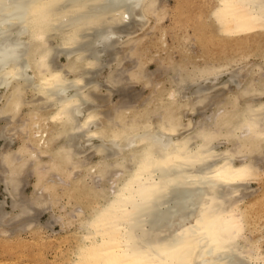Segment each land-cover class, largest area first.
<instances>
[{"label": "bare ground", "instance_id": "obj_1", "mask_svg": "<svg viewBox=\"0 0 264 264\" xmlns=\"http://www.w3.org/2000/svg\"><path fill=\"white\" fill-rule=\"evenodd\" d=\"M156 3L0 0V185L13 204L7 213L0 200V226L30 228L63 187L59 221L74 232L62 264H264L258 246L239 244L248 213L264 216V193L246 213L237 200L264 173V61L252 81L222 62L169 58L149 71L134 48ZM183 4L177 21L206 52L246 55L264 40V0ZM138 85L149 94L132 105L125 91ZM115 94L100 122L96 101Z\"/></svg>", "mask_w": 264, "mask_h": 264}, {"label": "rangeland", "instance_id": "obj_2", "mask_svg": "<svg viewBox=\"0 0 264 264\" xmlns=\"http://www.w3.org/2000/svg\"><path fill=\"white\" fill-rule=\"evenodd\" d=\"M184 1L185 0H157L156 5L158 7L159 13L158 18L155 19L153 15L147 14L146 17L149 20L147 21L146 19L144 25L147 26L138 31L136 37H139L140 41L138 45L135 43L136 46L134 51L136 55L139 54V56L146 61L145 63L148 70L153 72L154 70L156 71L159 66H161L163 68L162 70L164 71L166 68L162 65V63L169 58L177 62H184V65L189 67L195 62L204 64L205 66L213 62H222L228 65V70L238 69L241 71L243 69L250 68L251 73L248 75V79L246 80L252 81L257 79L261 73L256 71L257 67L255 68L254 65L264 61V54L261 58L260 55L257 54L260 50L264 49V40L260 43V45L257 44V46L254 47L255 50H253V52H249L246 55H241L239 53V48L229 49V51L226 53L220 52L218 54L206 52L204 50L205 48L203 49L202 45L194 39L193 28L190 25H180V23L177 21V17L179 16L178 9L185 8V5L183 4ZM252 46L253 43L250 44V49ZM130 56L131 55H129L128 58H130ZM133 58L134 57L132 56V59ZM60 59L61 61H65L64 56H61ZM130 59H126L125 61ZM106 70H103V75ZM227 78L228 77L226 75L221 80H226ZM99 79L100 81L102 80V75H100ZM227 86L224 89H214V91H212L210 94V103H214L217 101V99H223V97L228 94L229 90L233 88L232 85H229L228 87ZM144 90L140 85H138L136 87L128 88V91L126 90L125 93L130 95L131 93L137 94V91H139L138 95H134L135 97L132 94V97L131 95L129 97V99H131L133 102L132 105H135L139 103H136V101H138V97H146V95L149 94V88H146L145 91ZM119 97V94H115L114 96L107 95V100L98 99V101H96V105L97 103L101 102L100 105L98 104L99 108L96 109L97 112L99 111L98 116L100 118V122H103L105 119H107L106 115L111 114L112 108L120 101ZM102 110L108 111H106V113ZM210 110L211 108L209 107L205 109L207 113L210 112ZM102 112L103 116H101ZM200 117L201 111L197 114L190 115V119H192L193 122H196ZM1 125H3L2 122H0V126ZM2 144L3 142L0 141V149ZM225 146L226 145L224 143L221 145L222 148ZM94 159H96V157H94L93 160ZM263 159L260 161V165L263 166L262 172H264ZM34 181L35 177H33L31 172L28 171V174L26 175L27 185L24 188L25 193H31L32 188L30 183ZM57 192L61 198L59 201H56V203H46L44 206H40L32 210L30 214L32 220L28 221L29 224H31L30 228H17V226L20 225L19 221H12V223L8 220V222L5 223H8L9 225L0 226V264H62L63 259L61 256H63V254L69 253L71 250V243L70 240H67V238H69L72 232H74V227L63 226L59 221L62 214L64 215L65 212L70 211L69 202L71 197L68 196L63 187L59 188ZM263 193L264 173L260 179H256L255 181L253 180L251 183H249L247 188L237 196V200L240 199L239 201L241 202L242 211L244 213L248 212L251 204L256 201V199ZM0 200H4V210L7 213L11 212V205L13 204L11 199L6 194L4 187L1 185ZM64 205L69 206L66 209L67 211L62 209V206ZM246 223L247 224L243 230L242 237L239 239L240 246H258V252L264 256V216L256 218L253 212H251V215L248 213ZM2 229L6 231L5 234H1ZM11 229L13 232L9 231L8 233V230ZM35 234L38 235L36 239H34L36 236ZM18 242H21V244ZM34 242H37L38 245L33 246Z\"/></svg>", "mask_w": 264, "mask_h": 264}]
</instances>
